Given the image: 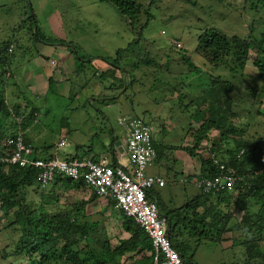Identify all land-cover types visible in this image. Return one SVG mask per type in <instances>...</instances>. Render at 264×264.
Returning <instances> with one entry per match:
<instances>
[{"label": "rangeland", "instance_id": "1", "mask_svg": "<svg viewBox=\"0 0 264 264\" xmlns=\"http://www.w3.org/2000/svg\"><path fill=\"white\" fill-rule=\"evenodd\" d=\"M255 2L156 0L151 9L154 19L140 38L129 21L109 3L97 0H0V46L7 42L17 46L11 69L16 70L18 64L15 61L22 58V47L28 46L23 38L30 35L32 21L26 19L31 11V16L36 14L43 32L66 41L65 44L56 42L54 59L62 61V51H69L68 58L72 59L71 64H67L72 90L61 87L57 93L56 88L52 91L48 87L47 91L43 89L44 94L25 89L21 92L9 83L2 89L11 108L19 103L25 104L29 107L25 112L28 116L36 108V121L26 131L34 147L40 154L46 152L61 157L100 156L109 152L112 134L120 142L125 137L126 127L120 125L121 118L144 119L154 128L153 140L158 153V159L147 172L161 176L167 182L165 188L154 189L153 198L160 202L162 213L170 215L171 225L169 223L168 226L176 232L181 230L184 242L181 245L186 246V258L190 264H264V258L250 256L251 247H248L249 242L261 238L259 247L264 253V220L258 222L256 216L264 214V202L252 199L239 201L238 189L233 188L228 198L225 197L220 204L215 200L213 210L206 211V224L216 218L219 222L215 226L200 224L192 212L187 214L192 208L184 207L202 197L194 185L197 177L189 175L188 171L193 165L199 169L203 159L210 157L212 145L228 157L231 156L230 151L236 149L235 153H238L241 150L240 146L234 147L233 136L223 139L224 130L228 132L241 127L244 133L241 132L239 137L256 143L264 150V92L253 64L256 54H251L242 71L234 55L217 61L215 64L219 67H216L214 63L207 64L198 52L199 38L207 28L241 37L249 35L251 27L256 37L264 32V8L252 9ZM139 3L145 9L151 0H139ZM145 22L143 14L141 24ZM13 29L18 32H13ZM172 40L181 42L184 49L179 50ZM74 45L77 46L75 50ZM87 54L103 56L101 58L120 68L121 78L128 73L132 79L121 82L120 78L114 77L117 73L108 67L103 69L105 72H96L94 68L99 69L96 63L92 67L78 60ZM183 56L190 57L198 70L190 69ZM142 58H146L145 62L141 61ZM73 72H79L78 78H73ZM107 72L111 77L106 81L103 75H108ZM218 77L220 81H217ZM112 78L122 88L113 86L114 90L110 87ZM14 81L17 82L16 78ZM131 81L134 84L131 85ZM225 81L233 84V89H228L233 101L230 109L219 102L227 94L223 86ZM8 82L12 83L9 79ZM210 119L219 125L214 129L208 128L206 141L197 146L199 129ZM2 124L7 127L9 124L11 128L10 120H3ZM62 138L67 145L58 151L57 145ZM221 138L229 141V145ZM188 146L195 147V156L182 151ZM247 158L248 155L244 160ZM52 187L40 192L33 183L21 197L40 212L53 213L65 209L76 220L81 218L96 223L90 240H82L79 249L105 251L109 247L113 251L119 240L129 237L123 228L122 214L109 206L107 200L99 198L84 208L81 206L91 198L89 188L82 189L84 193L70 190L65 194L55 187L54 196L60 195L59 202L45 204L44 196ZM180 207L187 222L178 223L171 214L173 209ZM77 209L81 210L80 214H77ZM0 220V264H30L27 256L21 254L24 242L19 227L13 224L14 218ZM220 229L224 232L220 233ZM173 241L176 245V239Z\"/></svg>", "mask_w": 264, "mask_h": 264}, {"label": "trees", "instance_id": "2", "mask_svg": "<svg viewBox=\"0 0 264 264\" xmlns=\"http://www.w3.org/2000/svg\"><path fill=\"white\" fill-rule=\"evenodd\" d=\"M97 1L112 4L120 14L129 21L132 30L138 35H141L140 38L143 36L142 33L149 22L154 19V15L151 14V9L156 5V0H151L150 5L145 9L142 3H139V0ZM218 1L220 2V0ZM194 4L195 2H193L192 5ZM252 7L254 10H256V7L264 8V0H256V2L252 4ZM32 12L33 11H31V13ZM31 13L28 12L26 20L29 21L30 19V21H32L30 23L29 36L33 42L37 41L49 44H56V42L66 43L65 40L55 35L46 36L39 25L36 14L31 16ZM143 14L146 16V22L141 24V16ZM253 30V27H251L249 35L241 37L238 35L229 36L219 32L215 28H207L199 38L198 52H200L207 64L214 63L216 67H219L218 64H215L217 61H224L225 57L234 55L237 59V64L243 68L242 71L244 70L246 62L249 60L248 58H250L252 53H255L256 57L254 58L253 64L257 69L258 81L262 83L261 91L264 92V32L256 37ZM12 44L13 42H7L4 43L3 46H0V155H4V151L7 149V139L14 137L20 126L26 132L36 121L38 115L36 109H33L32 113L28 116L27 113L21 112L19 106L15 109L11 108L7 98L2 93V89L6 83H8V81H6V75L11 72L14 62L13 54L15 51L14 49L11 50ZM172 47L175 48L174 45H172ZM24 49L25 48L22 47V50ZM29 51L28 54L26 52L24 54L28 56L31 52ZM183 60L189 65L190 69L198 70L190 57L183 56ZM237 68H239V66ZM237 68L234 69L235 72H237ZM218 78L217 81H220V77ZM8 79L9 78H7V80ZM55 85V80L51 78L49 90L51 89L53 91ZM223 86L227 94L224 96L225 99L223 98L224 101L221 98L219 102L227 105V108H229L233 104V101L230 98L228 89H233V84L229 81H225ZM17 118H22L21 124L17 121ZM3 120H10V129L9 124L8 127L2 124ZM215 121L216 120L210 119L203 123L199 129L196 142L197 146H201V144L206 141L208 128L214 129L219 125ZM241 132L244 133V129L241 127L232 128L228 132L225 130L222 132V136H224L223 139L233 136L235 139L234 147L237 148L240 146L241 150L235 153L236 149L234 148L235 150L230 151L231 156L229 155L230 157H228L223 152L218 153L216 148L212 145L211 151L215 153L216 156L218 155L220 162L219 164H215L214 159H203L201 175L206 178H214L223 176L227 173L228 169H232L236 171L235 176L237 178L239 177V180L234 186V188L238 189L237 198L239 197V201L247 200L249 202L250 199H252L253 201L259 200V202H264V150L256 143L239 137ZM113 136L114 134H112V137ZM223 139L221 138L220 140ZM225 143L229 145V141ZM153 145L155 147L154 141ZM230 148L231 147H228L229 150ZM193 149H195V147ZM193 149L188 146L184 147L182 151H186L192 156H195V151L193 152ZM246 155H248V158L244 160ZM79 158L84 159L80 156ZM222 165L224 166V170L220 169ZM37 177L38 172L33 168H20L18 166L0 164V202L2 203L0 218H14L13 224L19 227L22 233V241L24 242L21 247V254L24 253L27 256L30 264H153L154 249L152 241L132 219L124 216L121 211L120 213L124 220L123 228L129 237L119 240L116 249L113 251L109 250V247L108 250L105 251H98L94 248H90L89 250L79 249L78 245L82 240H90L89 238H91V234L94 233L96 223L81 218L76 220L72 213L65 209L50 213L46 210L40 212L38 209L31 208L26 199L21 196L25 195L26 188L33 183H36L38 189L40 188L37 183ZM52 186L49 193L44 196L45 201H47L45 204H56L59 202L60 195L54 196L56 188L62 189L65 194L70 190H78L84 193L82 189H88L84 182H73L61 177H58ZM230 190L232 189L212 191L210 194L201 193L202 197L184 206L192 208L189 209V213L187 214L192 212L200 224L215 226L219 222L216 218H213L210 223L206 224L205 222L207 219L206 211L211 209L207 208L204 213H200L194 204L199 206L205 205V207L210 206L212 203L215 204L216 201V204H220L225 197H229ZM44 191L45 190H42L41 192ZM91 193V198L82 203L81 206L83 208L94 200L99 199L94 192L91 191ZM152 194H155L154 189L152 190ZM152 196H149V198L152 199ZM108 205L113 208L115 207V203L111 200L108 201ZM41 209H43V206ZM181 209V207L173 209L174 211L171 213L177 218L178 223H182L183 220L186 222L188 221L183 215V209ZM160 210L162 211L161 205ZM80 213L81 210L77 209V214ZM256 216L258 217V222L264 220V214L258 213ZM166 217H168L171 225V218L168 213ZM259 224L260 223H257V225ZM222 231V229L219 230L220 233ZM169 232L170 239L175 249L180 252L185 264H190L186 258V246L181 245V243H184L181 240V230L176 232L169 227ZM173 239H176V245ZM261 241V238H259L248 243V247H251L250 256H253V258H264V253L260 251L259 247ZM38 259H40L39 263Z\"/></svg>", "mask_w": 264, "mask_h": 264}, {"label": "built area", "instance_id": "3", "mask_svg": "<svg viewBox=\"0 0 264 264\" xmlns=\"http://www.w3.org/2000/svg\"><path fill=\"white\" fill-rule=\"evenodd\" d=\"M172 43L179 49L183 48L179 41L172 40ZM17 121L20 123L22 118H17ZM119 123L126 127L125 152L120 153V156L128 157V166H113L108 158L97 161L93 158L61 157L57 154L37 157L26 143V132L21 126L14 137L7 139V149L4 155H0V164L37 170V183L43 190L58 177L74 182L82 180L98 197L113 201L117 209L133 219L148 234L154 249L153 264H185L170 239L167 217L161 214L158 202L149 198L152 189L165 186L162 178L147 174L148 167L157 159L153 145L154 128L139 117H125ZM66 145L67 141L62 138L57 150ZM221 169L224 170V166ZM235 172L228 169L223 176L200 178L194 184L202 194L233 189L239 180Z\"/></svg>", "mask_w": 264, "mask_h": 264}, {"label": "crops", "instance_id": "4", "mask_svg": "<svg viewBox=\"0 0 264 264\" xmlns=\"http://www.w3.org/2000/svg\"><path fill=\"white\" fill-rule=\"evenodd\" d=\"M12 31L14 32L17 30L13 29ZM18 34H20V33H18ZM45 35L48 36V34H46V33H45ZM28 37H30V36H28ZM28 37L23 38V41L25 40L28 42V46L25 48L27 50H30L31 52L29 51L30 54L28 56H26L24 53L26 52L28 54V51H26V49L23 50L22 58L15 61V64H18V67L16 68V70L13 68L11 70L10 76L6 75V77L9 78V80L11 82H12V80L14 81L15 78H16L17 82L14 81L12 83H10V82H8V83L13 85V87H15L17 89H20L21 92L23 89H25L26 91L31 90V91L36 92V93L44 94L45 92L43 91V89L44 90L46 89L45 91H47V89L49 87L50 79L53 78L56 82L55 88L57 90V93H59V90L61 89V87L66 88V90L67 89L72 90L73 84L71 82V73L69 71L70 69L67 67V64L68 63L71 64V62H72V59L68 58L70 56L69 51H62L61 55H62V57L64 56L62 61L56 60V59H54V56L57 52L56 51V44H49V43H43V42H37V41L33 42L31 39H28ZM30 42H31V44H30ZM16 43L19 44V42L17 40H16ZM30 45H32V47H30ZM11 46L13 47V49L15 51L17 46L14 43ZM19 47H20V45H19ZM74 47L77 48V46H75V45H74ZM32 50H36V51L33 52ZM28 57H30V58H28ZM101 57H103V56H93L92 54H87L84 56H80L78 60H81L82 64H83V62H85V63L90 64L92 67H94L93 63H96V65L99 67V69H97L96 67L94 68V70L96 69L95 70L96 72L103 71V69H107V67H108L110 69V71L113 70L114 72L117 73L116 76H114V77L116 79L120 78L121 82H124V81L126 82V81H128V79H132V78H130L131 76L128 73L127 74L130 77L127 74H125L124 76H122L123 78H121L120 68L114 67V65L112 63H110L111 61L103 59ZM141 61L145 62V58H142ZM82 64H80V65H82ZM77 70H78V68H77ZM116 70H118V71H116ZM103 72H105V71H103ZM107 74L108 75H105V74L103 75L105 80L111 77V73L107 72ZM72 75H73V78L74 77L78 78L79 72H73ZM7 78H6V81H8ZM112 80L113 81H112V84L110 87L113 88V86H114V87H121L122 88V86L118 83V81H116L114 78H112ZM132 84H134L133 81H131V85ZM113 89L115 90V88H113ZM126 89H128V88H126ZM19 104H21V105H19ZM19 104L16 105L15 108L17 106H19L21 112H27V109L29 111V107L27 105L22 104V103H19ZM23 105H25L26 107H23ZM33 109H36V108H33ZM25 137H26V141H27L28 145H30L32 147L35 156L44 157V156L51 155V154H46V152H42V154H40L39 151L34 147L32 141H31V139L27 133H26ZM123 152H125V146H124L123 139L120 142V140L114 136L113 143L110 145L109 152L105 153V154H101L100 156L95 155V159L96 160L98 159L97 161H99L102 158L108 157L110 159V161H113V163H115V164H118L121 166H128L129 165V163L127 161L128 157L127 156H125V157L120 156V153H123ZM82 158L91 159L92 157H90V158L82 157ZM189 163H190V165H192L191 159H190ZM196 168L197 167L193 165V167L188 171V174L193 175V176H197L200 173L201 166L199 167L198 170H196ZM148 175H150V173H148ZM155 176H158V175H155ZM158 177L165 180L161 176H158ZM166 185H167V182H166ZM166 185L163 188H165ZM213 201H215V200H213ZM194 206L197 207L198 212L199 211L203 212V211H205V209L207 210V208H210L211 210H213V208L215 207V204L212 203L207 208L203 207V206L196 205V204H194Z\"/></svg>", "mask_w": 264, "mask_h": 264}, {"label": "clouds", "instance_id": "5", "mask_svg": "<svg viewBox=\"0 0 264 264\" xmlns=\"http://www.w3.org/2000/svg\"><path fill=\"white\" fill-rule=\"evenodd\" d=\"M12 49H13V47H11ZM53 63V62H52ZM55 64V63H54ZM10 74H11V72H9L8 74H7V76H10ZM13 110V109H12ZM12 110H11V112H12ZM14 112V111H13ZM14 115V114H13ZM15 117V116H14ZM125 118V117H124ZM138 118V117H137ZM122 119V118H121ZM119 122H120V120H119ZM153 132H154V129H153ZM113 138H114V136H113ZM123 139V142H125V137L124 138H122ZM154 141V140H153ZM117 152V151H116ZM210 157L209 158H211V159H214V162H215V164H219V162H220V160H219V158H218V155L216 156V154L215 153H213L212 151H211V149H210ZM219 153V152H218ZM157 156H158V153H157ZM200 156H202V155H200ZM204 156V155H203ZM202 156V157H203ZM94 160H96L95 159V157H92ZM105 158H108V157H105ZM109 159V158H108ZM206 159H208V158H206ZM98 160V159H97ZM157 160V159H156ZM155 160V161H156ZM112 162V165H114L115 163H113V161H111ZM203 164V163H202ZM202 164H201V170H200V173L196 176L197 178H196V180L197 179H200V178H206V177H203L202 175H201V171H202ZM223 166V165H222ZM220 169H221V166H220ZM148 174V173H147ZM158 177V176H157ZM195 180V181H196ZM72 181V180H71ZM165 181V180H164ZM182 181L183 182H187V180L186 179H182ZM195 181H194V183H195ZM74 182V181H73ZM79 182H83L82 180L81 181H79ZM53 184V183H52ZM52 184L48 187V188H50L51 186H52ZM86 185V184H85ZM165 185H166V181H165ZM195 185V184H194ZM48 188H46V189H48ZM155 188H157V187H155ZM154 188V189H155ZM159 188H163V187H159ZM46 189H44V190H46ZM198 189V188H197ZM43 189H40L39 188V191L41 192ZM153 190V189H152ZM199 190V189H198ZM200 191V190H199ZM201 192V191H200ZM153 195V194H152ZM100 198V197H99ZM100 199H103V198H100ZM104 200H107V199H104ZM151 200H154V198H153V196H152V199ZM107 201H109V200H107ZM157 202H158V204H159V201L157 200ZM114 208H116V207H114ZM117 209V208H116ZM159 209H160V205H159ZM119 210V209H118ZM119 211H121V210H119ZM121 212H123V211H121ZM160 212H161V214L163 215V216H165L166 217V215H164L163 213H162V211L160 210ZM204 212V211H203ZM123 214H124V212H123ZM124 216H125V214H124ZM128 218V217H127ZM130 219V218H129ZM167 219H168V217H167ZM133 220V219H132ZM134 221V220H133ZM168 221H169V219H168ZM135 222V221H134ZM168 223H170V221L168 222ZM137 225V224H136ZM169 225V224H168ZM169 227V226H168ZM142 229V228H141ZM143 230V229H142ZM144 231V230H143ZM145 232V231H144ZM146 233V232H145ZM147 234V233H146ZM148 235V234H147ZM169 236H170V232H169ZM149 237V236H148ZM150 238V237H149ZM151 240V239H150ZM174 246V245H173ZM175 248V247H174Z\"/></svg>", "mask_w": 264, "mask_h": 264}]
</instances>
